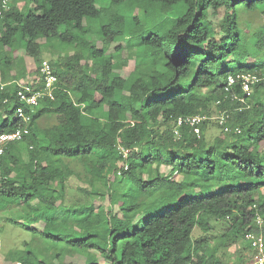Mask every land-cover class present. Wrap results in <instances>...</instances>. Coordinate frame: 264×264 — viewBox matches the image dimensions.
<instances>
[{"label":"trees","instance_id":"trees-1","mask_svg":"<svg viewBox=\"0 0 264 264\" xmlns=\"http://www.w3.org/2000/svg\"><path fill=\"white\" fill-rule=\"evenodd\" d=\"M96 1L31 0L22 12L10 0L0 17V133L18 126L17 82L34 89L42 84L37 39L60 35L80 46L79 53L49 61L57 76L53 98L39 100L28 133L0 154V210L17 204L34 216L40 207L49 210L46 228H31L43 235L45 246L16 249L6 261L250 264L245 250L251 258L254 251L245 234L264 239V222L255 220L264 219V79L251 86L245 103L230 100L223 85L230 73L264 67V23L251 28L255 15L264 20V0H151L164 6L162 18L145 28L133 18L128 29L116 10L123 0H110L107 7H97ZM174 7L170 26L159 28ZM240 9L252 15L243 19ZM103 17L100 41L109 46L124 38L114 48L120 54L104 56L90 45L93 41L70 35V30L87 32L85 19ZM130 58L135 59L131 69ZM18 61L24 68H15ZM25 69L33 73L30 81L21 80ZM218 109L229 110V132L209 120L199 135L183 126L175 138L178 116L212 115ZM47 118L51 122L41 125L39 120ZM209 122L220 129L213 139L205 135ZM162 166H168L166 173ZM71 175L88 185L100 182L108 205L86 202L80 213L79 199L64 205ZM192 182L211 192H185L183 185ZM218 222L222 232L210 238ZM196 227L203 234L193 237ZM234 247L237 262L228 256ZM76 254L81 261L66 260Z\"/></svg>","mask_w":264,"mask_h":264},{"label":"rangeland","instance_id":"rangeland-1","mask_svg":"<svg viewBox=\"0 0 264 264\" xmlns=\"http://www.w3.org/2000/svg\"><path fill=\"white\" fill-rule=\"evenodd\" d=\"M16 3L18 2L19 9L24 12L27 8H30L32 6L31 0H15ZM110 0H97L96 6L97 7H107L109 6ZM163 5L158 4L156 2H153L151 0H123V2L116 8V10L123 16L124 20V28L128 29L131 26L134 25L133 18L139 19L140 27H146V25L150 22V20H156L159 21L163 16ZM165 11V10H164ZM177 11V8H172V10L167 11V18L165 17L162 22L160 23L159 28H168L170 26V17L169 13H175ZM240 16L243 19H246L247 17L251 16L252 13L247 10L240 9L239 11ZM107 20L106 17L103 18H87L84 20V25L87 26V32L83 35L74 32L72 30L71 34L72 36L77 35L78 37H82L85 40L93 41L90 45L93 46L95 49L102 50L104 52V56L110 55V54H117L121 53L114 51V48L116 45L121 44L123 45L125 43V39L122 37H119L117 40H115L114 43L110 44L109 46H105L102 41H100V36L98 31H100V27L103 23H105ZM243 22V20H240ZM264 23L263 18L259 14L255 15L251 19V28L257 29L260 25ZM244 25V24H243ZM248 27V25H247ZM62 30H65V27L62 26L59 29V32L61 33ZM37 43L39 45L40 54L42 56V59H47L49 61H56L61 57L69 56L73 53H79L78 50L80 46L73 45L69 43L67 39H63L60 35L55 36H46V37H40L37 39ZM132 53L134 51L130 49ZM81 53V52H80ZM122 56H126V51L122 53ZM100 57H97L99 59ZM249 61L253 59V57H249ZM25 64H28L30 61L29 56H25L24 58ZM135 60V59H134ZM134 60L130 58L128 60L127 67L132 68L134 65ZM83 61V60H82ZM99 61V60H97ZM91 62V61H90ZM23 67L22 61H18L15 65V68L19 70L20 67ZM27 69L29 65H26ZM24 68V67H23ZM28 72V71H27ZM24 73L26 74V69L24 70ZM24 74V75H25ZM33 73L31 75H25L24 78L21 80L24 81V79H30V76L32 77ZM41 125H47L51 122L50 119H40L39 120ZM205 135L209 139H213L214 137H217L220 135V129L219 127L214 124L213 122H209L206 124L205 127ZM260 147L264 148V143H260ZM66 159V158H64ZM73 160V159H69ZM80 169V167H79ZM162 172L166 173L168 171V166H162L161 167ZM221 173L220 170L217 169L216 171V177L219 176ZM181 179V175H176V180L179 181ZM114 180V179H113ZM193 183V182H192ZM66 184H68L67 187V194L70 196L69 201L64 203L67 207L70 205L72 206L75 200L79 199V204L77 205V209L80 213V210L85 206L86 202H93L96 204H102L104 206L108 205L107 196H104V186L100 182H95L92 185H88L84 183V181H80L75 175H71L68 179ZM194 184V185H193ZM192 186L190 183L186 186L183 185V189L185 192H187L189 189L193 188L195 190H198L201 194H207L211 192L207 188H202L201 184L193 183ZM191 186V187H190ZM190 187V188H189ZM218 186H214L213 190H217ZM184 192V193H185ZM180 194L177 201L171 206L176 207L178 205V202L181 198H184L185 194ZM130 196V195H129ZM194 196V195H189ZM196 196V195H195ZM131 197V196H130ZM186 197V196H185ZM75 198V200H74ZM130 199V198H129ZM42 205V204H41ZM68 208H66V211ZM76 210V209H72ZM48 209H42L40 207V212L37 214V216H34L33 214L28 213L27 210H21L20 206L13 205L11 207H8L6 209L0 210V264L5 263V260H7V257H10L11 251H14L18 249L21 252H24L26 250L34 249L38 247H43L45 245H42V239L43 235L36 234L31 230V228H39L40 230L46 228V216L48 215ZM77 211V210H76ZM52 214V211L51 213ZM57 215V214H56ZM14 220L15 222H11ZM223 229V224L218 222L214 228V230L211 232L212 234L209 235V237H213L214 235L221 234ZM203 232L201 229L196 227L193 232V237H198L202 235ZM234 248L230 249L228 251V256L231 261L237 262V255L234 253ZM245 254L248 256L247 258L251 261V251L245 250ZM244 253V252H243ZM66 260H72V261H81L79 260V255L76 254L75 256H67ZM249 261V262H250ZM247 261V263H249ZM20 264V263H19Z\"/></svg>","mask_w":264,"mask_h":264},{"label":"built area","instance_id":"built-area-1","mask_svg":"<svg viewBox=\"0 0 264 264\" xmlns=\"http://www.w3.org/2000/svg\"><path fill=\"white\" fill-rule=\"evenodd\" d=\"M10 0H0V17L9 9ZM40 77L42 84L38 89H34L30 85L17 82L16 95L20 102L15 107L14 115L18 120V126L11 132L0 133V154L3 153L6 145L11 141L20 140L23 135L27 134L28 122L31 120L34 107L38 104L39 100L43 97L53 98V92L57 88V76L53 71V68L47 59H42L39 67ZM264 79V67L257 72L251 71H239L236 73H230L226 76L223 89L226 95H230V100H238L243 103L246 102V98L252 94L251 86L257 81ZM239 89L241 93L236 92L235 89ZM7 99H5L6 101ZM219 103V100L216 102ZM26 105V108L23 105ZM230 117L229 110L218 109L214 114L207 115L203 113H196L192 115L178 116L174 121L173 133L175 138L180 137V128L185 126L189 127L195 134L199 135L200 125L204 121L212 120L216 122L225 132L231 130L228 125ZM235 132L239 133L238 127L234 128ZM127 153L126 149H122V154L125 157ZM124 164L123 168L126 169ZM256 222L261 225L264 219L260 216H256ZM245 239L249 245L253 248V257L250 264H264V239L261 234L248 232L245 234Z\"/></svg>","mask_w":264,"mask_h":264},{"label":"crops","instance_id":"crops-1","mask_svg":"<svg viewBox=\"0 0 264 264\" xmlns=\"http://www.w3.org/2000/svg\"><path fill=\"white\" fill-rule=\"evenodd\" d=\"M16 6L18 7V8H20L19 7V5H18V2L16 3ZM31 79H24V81H30ZM19 81V80H18ZM37 229H39V228H37ZM40 230V229H39ZM36 234H40V235H42L40 232H38V233H36ZM43 237V236H42ZM43 240V239H42ZM43 242V241H42ZM41 244H43V243H41ZM3 264H11V262H9V261H6L5 260V263H3ZM18 264V263H17Z\"/></svg>","mask_w":264,"mask_h":264}]
</instances>
